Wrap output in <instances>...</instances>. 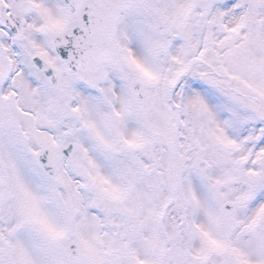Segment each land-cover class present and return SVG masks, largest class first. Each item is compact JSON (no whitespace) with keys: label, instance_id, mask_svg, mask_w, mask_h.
I'll use <instances>...</instances> for the list:
<instances>
[{"label":"snow or ice","instance_id":"1","mask_svg":"<svg viewBox=\"0 0 264 264\" xmlns=\"http://www.w3.org/2000/svg\"><path fill=\"white\" fill-rule=\"evenodd\" d=\"M0 264H264V0H0Z\"/></svg>","mask_w":264,"mask_h":264}]
</instances>
